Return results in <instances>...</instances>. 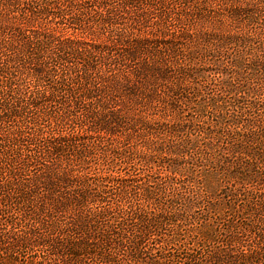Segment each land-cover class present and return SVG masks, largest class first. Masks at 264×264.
<instances>
[{"label": "trees", "instance_id": "16d2710c", "mask_svg": "<svg viewBox=\"0 0 264 264\" xmlns=\"http://www.w3.org/2000/svg\"><path fill=\"white\" fill-rule=\"evenodd\" d=\"M0 264H264V0H0Z\"/></svg>", "mask_w": 264, "mask_h": 264}]
</instances>
